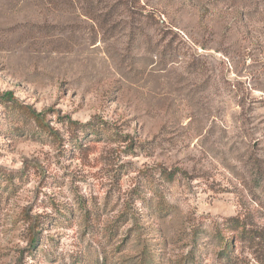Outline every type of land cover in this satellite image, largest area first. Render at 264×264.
Returning a JSON list of instances; mask_svg holds the SVG:
<instances>
[{"label":"rangeland","instance_id":"374dc122","mask_svg":"<svg viewBox=\"0 0 264 264\" xmlns=\"http://www.w3.org/2000/svg\"><path fill=\"white\" fill-rule=\"evenodd\" d=\"M3 91L0 264H264V0H0Z\"/></svg>","mask_w":264,"mask_h":264},{"label":"trees","instance_id":"16d2710c","mask_svg":"<svg viewBox=\"0 0 264 264\" xmlns=\"http://www.w3.org/2000/svg\"><path fill=\"white\" fill-rule=\"evenodd\" d=\"M0 102L3 103H9V104H13V105H19L21 106V104L18 102V100L15 98V96L13 95V93L11 91H3L0 92ZM21 108H24L27 113L40 125L44 126L45 128H49L50 126L44 121L43 119V115L36 112V110H34L33 108L29 107V106H24L22 105ZM70 123H72L71 120H69ZM73 124V123H72ZM52 133L54 134V136L57 139H60V135L59 132L57 130L52 129Z\"/></svg>","mask_w":264,"mask_h":264}]
</instances>
